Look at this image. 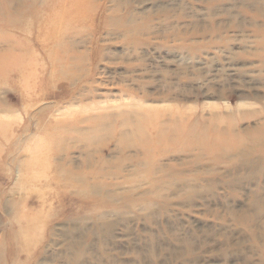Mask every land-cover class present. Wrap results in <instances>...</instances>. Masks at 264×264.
Segmentation results:
<instances>
[{
    "label": "rangeland",
    "instance_id": "obj_1",
    "mask_svg": "<svg viewBox=\"0 0 264 264\" xmlns=\"http://www.w3.org/2000/svg\"><path fill=\"white\" fill-rule=\"evenodd\" d=\"M0 62V264H264V0H0Z\"/></svg>",
    "mask_w": 264,
    "mask_h": 264
},
{
    "label": "bare ground",
    "instance_id": "obj_2",
    "mask_svg": "<svg viewBox=\"0 0 264 264\" xmlns=\"http://www.w3.org/2000/svg\"><path fill=\"white\" fill-rule=\"evenodd\" d=\"M76 6H78L77 9H76ZM79 6H80L79 4L74 5V7L70 10V12H73L76 15V17L81 18V17H83L82 15L84 14V9L81 8L82 6L81 7H79ZM56 45H58V44H56ZM0 64H1V62H0ZM24 64H25L24 60L20 59L16 63H13L12 65H13V67L17 68L16 70L21 72L23 69L22 67L25 66ZM3 65H5V64H2V68H3ZM24 78H27V77H24ZM57 151H59V150H57Z\"/></svg>",
    "mask_w": 264,
    "mask_h": 264
}]
</instances>
